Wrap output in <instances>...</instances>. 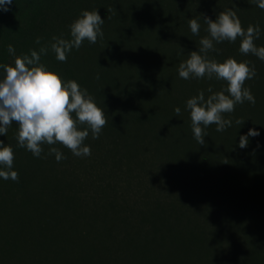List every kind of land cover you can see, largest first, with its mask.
<instances>
[{"label": "trees", "instance_id": "1", "mask_svg": "<svg viewBox=\"0 0 264 264\" xmlns=\"http://www.w3.org/2000/svg\"><path fill=\"white\" fill-rule=\"evenodd\" d=\"M9 8L0 11V39L34 41L44 33L41 46L71 36L82 11L99 12L104 35L83 42L81 67L50 51L41 62L86 88L107 124L98 139L89 132L84 141L91 156H74L59 143L66 157L59 162L48 145L41 157L28 151L27 186L36 194L18 185L19 201L3 205L34 208L15 212L7 225L15 234L0 254L16 264H264V61L241 54L239 39L208 53L255 66L257 76L244 86L256 102L225 114L233 121L225 131L205 128L204 145L194 138L186 102L226 82L178 73L208 35L203 16L235 10L243 28L260 26L261 47L264 10L251 0H13ZM192 18L199 35L191 32ZM250 129L260 135L242 149L240 137ZM13 146L27 152L18 141Z\"/></svg>", "mask_w": 264, "mask_h": 264}, {"label": "clouds", "instance_id": "2", "mask_svg": "<svg viewBox=\"0 0 264 264\" xmlns=\"http://www.w3.org/2000/svg\"><path fill=\"white\" fill-rule=\"evenodd\" d=\"M251 2L264 10V0ZM12 3L13 0H0V11H9ZM203 17L208 35L200 39L199 50L191 51L189 58L180 63L179 77L185 80L215 78L225 81L227 86L219 92H213L209 87L211 94L207 98L201 91L186 102L194 138L200 145L205 144V128L215 125L216 131H225L233 123L231 119H225V114L233 113L237 104L248 101L254 106L256 102L251 89L244 86L247 80L257 76L255 66L250 61L238 62L234 58L218 62L210 59L208 53L218 51L215 44L235 43L239 39L241 54L254 55L264 61V46L255 44L261 35L259 25L243 28L237 12L231 8L219 12L215 20ZM104 22L97 10H84L70 25L71 39L54 36L50 45H42L39 50H30V54L23 56H15V48L8 45L7 50L15 60L14 65L0 63L3 71L0 78V136H6L15 123L18 125V147L26 148L35 157H41L42 146L48 145V154H54L57 162L66 159L55 147L57 143L74 156H91V148L84 141L89 132L93 139L99 138L107 124L104 111L96 105L86 88H81L75 80H63L41 60L50 49L57 61L66 62L72 49H79L85 40L95 44L98 38H103L101 26ZM189 26L193 35H199L198 19H190ZM35 43L40 45L41 38L37 37ZM175 113L179 116L181 109L176 107ZM235 123L239 125L244 121L237 119ZM259 135L256 129H250L240 137L239 147L246 148L249 137ZM14 159L13 148L0 140V178L18 181V172L12 170Z\"/></svg>", "mask_w": 264, "mask_h": 264}, {"label": "rangeland", "instance_id": "3", "mask_svg": "<svg viewBox=\"0 0 264 264\" xmlns=\"http://www.w3.org/2000/svg\"><path fill=\"white\" fill-rule=\"evenodd\" d=\"M29 37H31L30 35H28ZM28 37V38H29ZM40 37L43 38L44 37V33H40V34H35L34 35V41L30 40V39H26V40H20L17 37H14L11 40H7V39H0V49L3 51L0 53V63L2 64H9V65H14V60H15V56H23L24 54H30V50H39V48L41 47V44L38 45L35 43L36 38ZM65 38V37H64ZM49 39L52 40V38L50 37ZM67 39H71V36H69ZM42 41V39H41ZM11 44L13 45V47L15 48V56L9 54L7 48L8 45ZM4 47V48H3ZM49 51L51 52V50L49 49ZM82 46L79 49H75L73 48L72 51L68 54V58L70 59V61L68 62L67 60V64L66 66H73V67H81V60H82ZM48 69L50 70V67L47 66ZM3 75V71L0 70V78H2ZM18 133V125H16L15 123H13V125L8 129L7 131V135L6 136H0V140H3L5 142V145L7 146H11L13 148L14 154H15V159H14V164H13V171H17L19 176L22 175V177H24L21 182L18 181H13L11 179L9 180H4L3 178H0V248L4 247L5 248V243L6 240L11 237V235L13 236V234H15V230L13 228H8L7 225L12 224L13 220L16 218L14 216V214H16L15 212L18 209H22V210H27L25 208H29V210H33L34 206L33 205H26L25 208L22 206H17V205H11L9 207H5L3 204L10 202V204L12 202H18L20 198L16 197V189L17 191L20 190L19 186H27L28 183V179H29V157L27 156L28 150L26 148H24L25 152H20L18 150H16L14 148V143L17 141L16 136ZM20 171H24V173L20 174ZM26 171V172H25ZM44 174V173H43ZM16 186V187H15ZM27 193H29V196H33L34 194H36V191H34L33 189H31L30 187L27 186ZM60 211H64V208H60ZM48 211V209L46 210ZM4 212H8L4 213ZM6 214L9 217H1V215ZM13 243V242H12ZM3 256V257H1ZM7 262L8 264H16V258H8L5 257L4 255L0 254V264H4L3 262Z\"/></svg>", "mask_w": 264, "mask_h": 264}]
</instances>
